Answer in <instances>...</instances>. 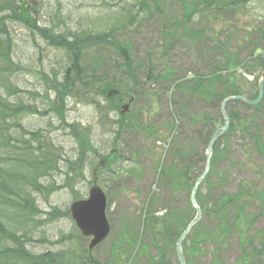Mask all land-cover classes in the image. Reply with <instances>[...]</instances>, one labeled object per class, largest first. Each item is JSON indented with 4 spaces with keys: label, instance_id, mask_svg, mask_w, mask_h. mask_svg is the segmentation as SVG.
I'll return each instance as SVG.
<instances>
[{
    "label": "rangeland",
    "instance_id": "obj_1",
    "mask_svg": "<svg viewBox=\"0 0 264 264\" xmlns=\"http://www.w3.org/2000/svg\"><path fill=\"white\" fill-rule=\"evenodd\" d=\"M24 1L35 5L41 26L60 34L69 32L71 41L81 44H88L87 34L93 33L101 44L111 42L117 49L100 46L83 52L79 68L84 79L87 72L93 73L86 84L95 80L97 85L86 87L82 82V86L63 87L60 97L55 89L64 75L73 72L74 53L67 55L61 45L60 49L49 47L22 25L8 23L12 59L20 65L12 73L16 88L11 90L10 101L33 110L24 112L21 129L44 136L50 154L56 147L51 156L56 166L52 163L49 176L39 182L41 192L33 193L41 215L36 218L40 223L27 235L26 250L36 255L51 252L64 264H178L175 250L164 246L160 235H150L147 216L162 220L168 214L164 228L170 233L192 218L189 194L171 186L177 184L172 174L182 162L193 176L203 171L201 153L213 130L222 126L221 101L232 90L253 97L255 87L249 84H256L260 75L252 60L249 73L244 70L246 64H240L219 74L220 82L212 81L203 89L194 86L201 78L212 80L217 75L213 48L220 54L228 48L240 61L251 52L252 57H264V0L224 7L233 0L210 4L207 0ZM205 4L207 10L189 18L194 6L204 8ZM118 78L125 80L122 92L126 99L115 107L113 103L124 98L122 94L103 103V90L100 95L93 91L105 82L110 89H119ZM176 82L190 91L179 90ZM132 95L133 102L127 103ZM126 104L128 112L121 115ZM259 106L254 111L230 102L226 109L229 117L231 112L240 120L253 117L264 144V99ZM65 124H77L88 134L78 139ZM240 128L251 132L246 122ZM238 136L222 137L215 146L222 155L211 180L198 193L202 217L184 243L186 264H264V147L256 153ZM92 186L102 189L112 204L106 210L110 233L90 252L91 262L88 241L80 238L67 212L72 202L87 197ZM242 187L248 188L244 194L255 204L241 201L240 206L246 207L241 221L248 241L240 242L237 229L231 227L234 223L225 233H215L221 225L215 205ZM160 225L161 221L155 225L156 233Z\"/></svg>",
    "mask_w": 264,
    "mask_h": 264
},
{
    "label": "trees",
    "instance_id": "obj_2",
    "mask_svg": "<svg viewBox=\"0 0 264 264\" xmlns=\"http://www.w3.org/2000/svg\"><path fill=\"white\" fill-rule=\"evenodd\" d=\"M152 1L156 2L157 0ZM220 1L221 0H217V2ZM224 6H226V4H224L223 7ZM196 8L197 5L194 6L195 10H192L191 14L202 13L204 10H207L208 6L205 4L204 8ZM215 9L218 8L215 7ZM217 13L220 14L221 11L217 10ZM191 16L192 15H190L189 18ZM11 18L23 22L30 31H37L39 36H41L47 44H51L56 47L61 45V48L67 52V55L71 52L74 53L75 58L71 63V69L73 71L71 73L72 78H70V75L68 76V74L66 75L67 77L65 76L66 83L68 81V85L70 87L73 86L75 82L80 83L83 80L90 79V75L93 76V73L89 74L86 70L87 75H85L86 77L84 79L81 68H79L83 52H87L93 47L100 46H103L105 50H114V52H117V49L114 47L115 44H112L111 42L101 44L98 36H91L88 40V44H81L82 41H75V39L73 41H66L63 36L57 35L54 37L50 33V27H38L36 21L32 19L30 11L26 8L24 0H0V26L4 25V21L6 23V19ZM9 45H11L10 36H8L7 32L3 28L2 31H0V78L2 77V79H0V264H64L62 261H58L52 253H42L36 255L31 254L25 248L26 238L30 233V229L33 230L34 224L40 223L36 220V218L41 214H39V210L35 204L33 193L41 192L42 187L39 182L41 179L49 176L51 171L50 166H52V163L55 165V161L52 160L51 156L56 148L52 147L53 151L50 154V152L46 149L48 143L44 136H42L38 131L26 132L21 129L20 125H17V115L24 114L25 108L23 106H17L18 103L10 102L9 99L12 95L11 90L15 89L14 84L11 82V78L13 77L12 73L17 71L14 69L15 65L11 59V48H9ZM237 49H239L238 46L236 47V50ZM228 50L229 49L226 48L222 51V54H220L219 50L213 48L212 53L216 61V66L213 68V72L217 75L212 80L209 76L201 78L199 83L194 87L197 89H203L206 86L209 87V84H212V81L220 82L223 78L219 74H222V72L223 74L227 73L228 69L232 71L231 68L239 67L240 64H246L244 70L249 73L247 68L250 67V62L252 60L255 65V69L257 70L256 72L263 68V56L258 55L257 57H252L251 52L244 61H240L239 55L235 56L229 53ZM122 58L127 61L126 54L122 55ZM128 62L129 60L127 63L125 62L126 64L124 65L127 66ZM224 65H229L230 68L224 70ZM74 79L77 80L73 83ZM116 80L117 84L120 86V90L117 89L119 92L118 95L122 94L124 96L125 92H122V90L125 87L122 85V82L125 80H121L119 78ZM88 82L89 85L95 84V80H89ZM249 85L255 87L254 82ZM175 86L179 90L182 89L186 92L190 91V88L186 86L184 88H180L177 82ZM192 90L196 92L194 88H192ZM230 94L234 95L239 93L232 90ZM197 96L202 97V94H197ZM116 98L120 97L118 96ZM114 105L116 106L117 104ZM240 105L246 109L254 111H258L260 108V106L247 107L243 104ZM231 113L230 127L224 137L227 138L232 137L235 134H239L238 137L242 140H246L256 153H260L262 147H264L263 133L259 132V128H256L257 123L255 119L250 117L244 119L242 118V120H240L237 114H234L233 112ZM243 122H246V125L250 128L251 132H241L240 123ZM11 130L15 131L14 135L10 133ZM174 147H177L180 150H184L185 148L184 146L177 145H174ZM254 147L256 149H254ZM201 155V162L204 163V153H201ZM221 155L222 154L220 152L214 150L210 172L205 178L206 183L211 180L214 173V166ZM197 160L199 161V154L197 155ZM22 169L26 170V172L21 171ZM189 170L190 169L187 167L186 163L182 162V167L175 170L172 174V177H174L177 184L172 183L171 186H173L174 189H177L178 192L182 191L183 193H190L196 175L193 176L194 174H190ZM244 189L248 190V188L242 187V190L227 196L223 200L221 199V201L215 205V214L219 213L216 215L221 221L220 229H216L215 233L223 234L222 230H224L225 233L228 226L231 225L230 223H234L231 227L237 229L236 234L240 242V239L248 241L246 238V225L241 221V214L243 213V209L246 207L240 206L241 201L245 200L248 203H252V205L255 204V201L246 198ZM196 198L198 204L203 210V204L199 200L198 194ZM147 217L148 224H146V228L149 230L150 235L152 237L160 235L163 245L174 249L175 241L181 231L186 227L187 223H180V225L177 224L170 233L168 228H164V226L168 224V222H165V220L168 219V214L162 220L157 218L155 219L150 215ZM160 221L161 225L158 227L159 229L156 233L155 225H157ZM249 241L251 242V240ZM66 263L70 264L68 261H66Z\"/></svg>",
    "mask_w": 264,
    "mask_h": 264
},
{
    "label": "water",
    "instance_id": "obj_3",
    "mask_svg": "<svg viewBox=\"0 0 264 264\" xmlns=\"http://www.w3.org/2000/svg\"><path fill=\"white\" fill-rule=\"evenodd\" d=\"M264 95V70L262 76L258 80V95L254 100H250L245 96H230L221 102L220 112L223 119V126L217 129L211 136L205 151V167L203 172L195 180L190 193V203L195 211L193 219L189 222L186 228L181 232L175 243V251L178 264H185L182 243L189 234L190 230L200 221L202 213L196 203L195 195L200 183L203 181L210 169V160L213 148L217 140L227 131L229 120L226 113V104L230 101H241L246 105L258 104ZM106 199L104 194L97 188L90 191L89 198L86 201L76 202L70 208V213L75 221L78 229L86 237H92L88 249L92 250L98 243L105 239L109 233V225L105 218Z\"/></svg>",
    "mask_w": 264,
    "mask_h": 264
},
{
    "label": "bare ground",
    "instance_id": "obj_4",
    "mask_svg": "<svg viewBox=\"0 0 264 264\" xmlns=\"http://www.w3.org/2000/svg\"><path fill=\"white\" fill-rule=\"evenodd\" d=\"M102 193H104L103 191H101Z\"/></svg>",
    "mask_w": 264,
    "mask_h": 264
}]
</instances>
